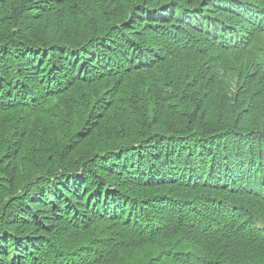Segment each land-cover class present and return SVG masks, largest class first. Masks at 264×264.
Instances as JSON below:
<instances>
[{
    "label": "trees",
    "instance_id": "16d2710c",
    "mask_svg": "<svg viewBox=\"0 0 264 264\" xmlns=\"http://www.w3.org/2000/svg\"><path fill=\"white\" fill-rule=\"evenodd\" d=\"M0 264H264V0H0Z\"/></svg>",
    "mask_w": 264,
    "mask_h": 264
}]
</instances>
